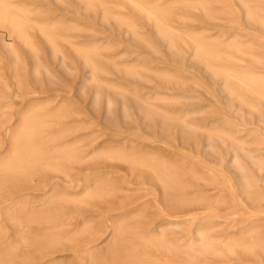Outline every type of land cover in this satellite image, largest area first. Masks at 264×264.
Wrapping results in <instances>:
<instances>
[{"label": "rangeland", "instance_id": "rangeland-1", "mask_svg": "<svg viewBox=\"0 0 264 264\" xmlns=\"http://www.w3.org/2000/svg\"><path fill=\"white\" fill-rule=\"evenodd\" d=\"M16 1H21L33 9L30 15L33 21L49 23L61 20V23L77 27H59L55 30L60 50L57 54L35 25L29 27V36L37 48V59H34L26 47L16 42L21 57L17 69H14L13 57L3 46L5 36L0 31V140L3 141L0 157L9 151L11 137L21 121L38 114L46 119L47 132L55 133L61 130L62 140L77 142L85 159L70 164V178L44 170L34 176L32 182L20 180L22 183L7 181L3 184L2 190L0 189V260L7 258L8 262L0 264H135L132 263L133 254L126 250L127 241L124 243L120 236L113 233L112 227L118 222L133 225L137 230H145V233H156L159 228L167 227L171 229V237L181 238L182 243L193 236L194 231L201 226L213 228L211 234L219 242L229 237H239L245 231L244 227H258L264 232V227H261L264 226V210L257 211L259 206L264 208V202L255 204L241 193L236 183L237 174L229 165L232 157L231 147L217 144L216 152L212 153L206 145L204 135L202 138L201 134L197 136L196 144L194 140L186 143L177 129L166 134L159 124L148 127L139 112L132 108V104H129L131 119H124L119 96L111 88L108 89L106 84L134 92L140 98H151L155 106L176 117L185 118L195 127L225 128L224 130L235 134L238 140L245 142L248 151L260 158L264 157V117L260 118L256 112L248 113L245 108L236 104L229 106L227 98L222 94L220 81L215 82L202 65L190 60L192 56L189 48L188 51L187 47H182L179 59L171 58L172 54L166 49L165 43L156 36L152 25L121 0H112L110 5H114L117 12L131 16L140 27L141 33L155 44L159 53H153L143 45L138 46L125 28L116 25L114 20L101 19L100 7L87 13L79 0H63L65 4L56 0ZM216 2L218 4L215 3L214 7H217V14L212 20L199 11L188 10L184 12L193 20L190 19L188 23L177 21L175 25L185 30L205 32L208 37L222 36L229 39L238 33L244 42L260 40L259 43L264 44V32L246 25L241 10H238V13L225 14L223 8L227 11L230 2ZM250 3L254 4L255 0H250ZM87 45H98L100 49L106 47V50H100L101 56L96 58L104 70L100 79L105 84L98 103H95V86L90 83V70L77 51ZM110 60L125 65L141 64L143 61L142 65L151 68L153 72L167 71L177 74L183 83L173 81V84L170 81L167 85L160 80L158 83L152 73H145L146 77L141 79L120 75L113 70L110 62H107ZM222 65L238 69L248 67L244 60L238 62V59L222 61ZM36 66L39 67L38 73L34 71ZM255 69L264 73V66ZM195 83L196 87L193 86ZM156 95L157 98H172V104L170 101L154 100ZM107 97L112 101L111 111L106 106ZM250 99L256 104L261 116H264V102L255 97ZM58 110H62V115L53 116ZM103 149H123L163 156L183 168H193L206 180L204 182L186 176L185 180L190 186L186 192L190 199L177 202L171 199V196L165 195L161 185L152 179L149 173H131L129 165L122 161L90 157L95 151ZM222 163L225 164L223 168ZM248 168L251 170V176L257 180L259 192L264 196V172H257L251 165H248ZM210 169L216 171L217 182L208 181ZM225 177L229 180L225 181ZM98 182L113 184L116 191L109 195V198L103 196L92 198V201L89 199L87 204L59 203L57 208L48 206L47 202L52 194L66 192L69 196H80ZM193 196H202L204 200L191 201ZM217 198L221 201L216 203ZM48 215L55 216L57 222H44L45 216ZM193 216L196 219L190 220ZM32 217L38 218V221H33ZM18 220H22L20 226ZM171 220L175 223L170 222ZM57 223L61 227L60 232L65 234H70L88 223L94 227L93 235H85L73 245L63 242L51 248L52 250L49 249V252L37 253L35 248L39 239L42 241L54 229L59 230ZM67 225L69 226L66 227ZM24 234L28 238L27 242L21 241L20 236ZM34 237L35 241H32ZM9 246H12V249ZM9 248L11 250L8 251ZM258 251L243 254L239 250L232 256L199 255L191 260L186 257L179 260L183 263L199 264H264V252ZM136 253L146 262L144 257L140 256L142 252ZM150 264L156 263L151 261Z\"/></svg>", "mask_w": 264, "mask_h": 264}, {"label": "bare ground", "instance_id": "bare-ground-1", "mask_svg": "<svg viewBox=\"0 0 264 264\" xmlns=\"http://www.w3.org/2000/svg\"><path fill=\"white\" fill-rule=\"evenodd\" d=\"M56 1L62 2L63 0H56ZM79 1L83 4L82 8L83 10L84 9L87 10V13L88 11L93 12L95 8L100 7L102 13V16L100 15L102 17L101 19H103L104 21H108L109 19L114 20L115 21L114 23L116 25L125 28L126 32L131 35L132 39H134V41L138 43V46L140 44L146 47L147 49H149L150 51H152L153 53L156 54L159 53L155 44L149 38L145 37L141 33L140 27L131 16L117 12L116 9L114 8L115 6L113 5L114 6L113 7L112 4L110 5L112 0H79ZM121 1L126 5H128L139 16L143 17L148 23L152 25L153 27L152 29H154L156 36L163 43H165V46L167 47L166 49H168L172 54L173 57L171 56V58L179 59L181 56L182 47L184 48L187 47L188 51L190 49L192 56L190 60L202 65L204 70L211 76V78L215 80V82L216 80L220 81L222 94H224L225 97L227 98V104L229 106L236 104L238 107L245 108L248 111V113L256 112L260 118L264 117L261 116V113L259 112L256 104L250 99V97H255L261 100L262 102H264V73L255 69L256 67L264 66V44L259 43L260 40L259 42H256V40L255 41L251 40L250 42H244L240 38L238 33L233 34L231 37H229V39H225L222 36L208 37L205 35L206 34L205 32L193 31L187 29L185 30L184 28H180V26L178 27L175 25V22L177 21L180 23L191 21L190 19L192 18L186 15L184 12L188 10L197 11V12L199 11L207 18L212 20L213 18H215L217 14V10H216L217 7L215 8L214 4L217 3L218 1L217 2L216 0H121ZM224 1L230 2L227 11L226 8L225 10L223 8L225 14L226 12H228V14L229 13L234 14V13H238V10H241L243 14V18L247 23L246 25H248L250 28H256L257 30L264 32V0H255L254 4H251L250 0H224ZM32 13H33V9L21 1L0 0V31L4 33L5 36L3 37V46L5 47L7 53L13 57L14 69H17L19 64L21 63L20 53L17 48V45L15 44L16 42H19L24 47H26L32 53L34 59H37V48L34 42L32 41L31 37L29 36L28 33L29 27L35 25L38 28V31H40V33L48 41L47 43L50 44L53 52L57 54L60 52V50L57 44V36L55 30L59 27H70L69 29H71V27H74L75 29L76 26L75 24H74L75 26H73V24L66 25L65 23H61V20L60 21L54 20L55 22H49V23H40L37 21H33L30 17ZM105 48L106 47L100 49L98 45L97 46L87 45L77 49L79 55L82 56L81 59L83 58L85 65L90 70V83L95 86V90H94V97L96 101L95 103H98V101L100 100L102 96V88L105 85L100 79V75L101 73L104 72V70L100 67L96 58L101 56L99 52L100 50L103 51V49L106 50ZM228 59L230 60L238 59V62L244 60L248 64V67L238 69V68L222 65V61H226ZM0 61H2V59H0ZM107 62H110L111 66H113V70L115 69L114 71H116L120 75L122 74L130 77H139L141 79L146 77L145 73H149V74L152 73L154 77L158 79V83H160L159 80L162 82H166V84L167 83L170 84V81H172V83L173 81L174 83H180V82L183 83V80H181L177 74L175 75L174 73L172 74L171 72L168 73L167 71L153 72V70L152 71L150 70L151 68L148 69L146 65L145 66L142 65L143 61L141 64L132 63L128 65L118 63L114 60H110ZM34 71L38 73L39 67L36 66L34 68ZM180 85L182 86L183 84ZM181 86L180 88H182ZM193 86L196 87L197 86L196 83L193 84ZM106 87L108 89L111 88L119 96L122 104L121 106H122V113L124 119H128V120L131 119L132 116H131V109L129 107V104H132V106H134L132 108H135L139 112V114L142 116L144 122L147 124L148 127L153 126L155 124H159L160 129L163 130L164 133L166 134L170 133V131H174V129H177L178 132L180 133V137H182L181 139L183 140V142L186 143L194 140L193 142L196 144L195 139L197 138V136L201 134L200 138H202V135H204L205 136L204 138L206 139L205 141L206 145L209 147L212 153L216 152L218 146L217 144L228 145L229 147H231L232 157L229 161V165L231 170L237 174L236 183L238 188L240 189L244 197L250 202H253L255 204L256 203L260 204L261 202H264V196L261 195L257 187V183H256L257 180L251 176L250 174L251 170H249L248 168V165H251L253 168L257 170V172H264V157L260 158L259 156H254L250 151L246 149L245 145L247 144L241 140H238L235 137V134L233 135L231 132L224 130L225 128L222 129V127L220 128L195 127L192 124H190L185 118L176 117L172 113L166 110H162L158 106H155L154 104H152L151 98H140L136 93L129 92L118 86H110L106 84ZM157 97L158 96L156 95L154 100L170 101V103L172 104L171 102L172 98L168 99L169 97L168 98H157ZM174 100L177 101V99ZM106 106L108 110L111 111L112 101L109 97L106 98ZM61 112L62 110H58L53 116L60 117L62 115ZM261 120L262 119H260V121ZM46 128H47L46 119L38 114H33L31 117L24 118L21 121L16 131L11 137L12 140L9 151L3 157H0V189L1 187L3 188V184L4 183L6 184L7 181L20 182V180L23 181L27 180L30 182L34 176H37V174H39L41 171L44 170L50 172L52 171L60 175L63 174L66 177L68 176L69 170L72 166L70 164L84 161L85 158L82 155V152L79 146L77 145V142L74 143V142L64 141L62 140L63 132L61 130L55 133H50L46 131ZM252 145L254 144L252 143ZM2 147H3V141L0 140V148ZM90 157L98 158V159L99 158H108L110 160L114 159V160H118V162L122 161L124 162V164L129 165L131 173H136L138 171L149 173L151 177H153L152 179H155L161 185L165 195L171 196V199L177 202H182L190 199L186 192L187 188L190 187L187 181L185 180L186 176H191L192 178H195L197 180H204V182L206 180V178L203 175L196 173L193 170V168L189 166L183 168L177 162L166 159L163 156H157L151 153L149 154L135 153L132 151H125L123 149H103V150L95 151V153H93ZM224 166L225 164L222 163L221 167L223 168ZM42 174L44 173L42 172ZM210 174L211 175L208 181L217 182L218 179H217L216 171L215 170L211 171L210 169ZM38 179H39V175H38ZM224 180L228 181L229 178L225 177ZM115 191H116L115 185L107 184L105 182L104 183L98 182L93 187L87 188L83 192V194H80V196H69L65 194L66 192L64 194H52L51 196L49 195L50 197L47 203L49 204L48 206H52L53 208H57L56 205H58L59 203H77L79 205L85 203L87 204V201L89 199H91L92 201V198H101L103 196L108 197L109 195L114 194ZM202 200H204V197L202 196H193L191 198V201H202ZM220 201L221 200H218V198L217 200H215L216 203ZM236 210L237 209H235V211ZM261 210H264V208H262V206H259L257 208V211H261ZM34 212L36 214V210ZM34 212H32V214H34ZM14 219L16 223V218L14 217ZM195 219L196 217L193 216L190 220H195ZM32 220L38 221V218L33 219L32 217ZM60 221L63 222L62 220ZM44 222H47L49 224H54L57 221L55 216L48 215L45 216ZM170 222L175 223L173 220H171ZM18 224L20 226L22 224V220H18ZM66 224L67 222L65 223V225ZM69 225H67L66 227H68ZM58 226H59V230L54 229L53 231L48 233L42 241L41 239H39L40 241L38 242L37 247L35 248L37 253L49 252L48 251L49 249L56 247L57 245L63 242L73 245L83 236L93 235V231H94L93 230L94 227H92V225L88 223H85L80 228L78 227V230L75 231L72 230L74 232L70 234H65L63 233L62 230L61 233L60 232L61 227L59 224ZM52 227L54 228V226ZM112 228L114 235L120 236L123 242L127 241L126 250L127 252L133 254L132 263L135 264H150L151 261L156 264H199V263H185V262L183 263L182 260L181 261L179 260V258L186 257L187 259L191 260L199 255L223 256L226 254H231L232 256L233 254H236V252L239 250L242 251L241 253L243 252L253 253L258 250L260 252H264V235H262V233L264 232H261L260 228L258 227H251V228L246 227V229L244 227L245 231L242 229L244 232L240 234L239 237H235V238L229 237L227 240L219 242V240H217L216 237H214L213 234H211V232H213L212 230L213 228L211 229L210 227L201 226L198 227L196 231H194L195 232L194 235L189 237L185 243H182L181 238L179 239L172 238L171 229L169 230L167 227L159 228V231L156 233H145L144 232L145 230L143 232L141 231L142 229L137 230L133 225L130 226L125 222H118L115 225H113ZM20 237L22 242H27L28 238L25 236V234L24 236H20ZM32 241H35V237L34 240ZM28 244H30V242H28ZM12 246L9 247L11 248ZM111 247H113V244ZM10 248L8 249V251L12 249ZM13 250L15 249L13 248ZM16 250H18V247ZM136 252H142L140 256H143L147 263L143 262L142 258H140ZM6 256L8 257L9 255L7 254ZM110 258H112V256ZM4 262L5 263L8 262L7 258L6 260L4 259L0 260V263H4ZM209 263L207 262V264ZM203 264H206V262Z\"/></svg>", "mask_w": 264, "mask_h": 264}]
</instances>
